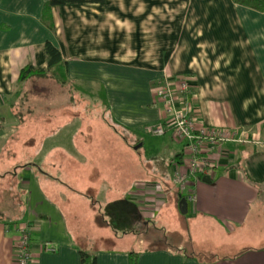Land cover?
Segmentation results:
<instances>
[{
	"label": "crops",
	"instance_id": "1",
	"mask_svg": "<svg viewBox=\"0 0 264 264\" xmlns=\"http://www.w3.org/2000/svg\"><path fill=\"white\" fill-rule=\"evenodd\" d=\"M43 7L44 0H0V141L13 134L23 114L14 110L28 101L19 72L29 64L46 66V41L60 52L65 78L104 89L117 125L158 123L163 111L153 86L163 77L183 78L200 121L245 136L208 151L211 164L196 183L197 200L187 202L207 247L190 240L192 250L184 254L165 247L98 249L91 252L96 264H264V233H254L260 226L264 231V12L232 0H103L46 12ZM63 132L56 141L61 149L72 143L70 132ZM182 152L180 144L173 157L156 164L158 180L138 183L128 191L129 200L141 209L166 200L160 186L185 169ZM24 172L19 183L25 210L18 225L30 226L32 264H80L83 248L51 197L49 174L40 178L32 166ZM12 224L0 217V264H15Z\"/></svg>",
	"mask_w": 264,
	"mask_h": 264
},
{
	"label": "rangeland",
	"instance_id": "2",
	"mask_svg": "<svg viewBox=\"0 0 264 264\" xmlns=\"http://www.w3.org/2000/svg\"><path fill=\"white\" fill-rule=\"evenodd\" d=\"M48 74L23 83L28 101L14 110L23 114L13 134L0 141L1 220L20 222L25 192L19 179L32 166L40 178L49 174L51 197L65 214L72 240L83 249L165 247L184 254L192 250L190 240L197 248L207 247L205 231L196 232L190 211H179L178 193L168 179L160 186L168 196L156 208L141 209L129 200L131 188L158 180L156 164L175 155L180 144L172 134L117 125L101 86L71 81L59 68ZM62 130L70 132L71 147H56ZM262 230L254 233L262 237ZM205 258L200 254V260Z\"/></svg>",
	"mask_w": 264,
	"mask_h": 264
},
{
	"label": "built area",
	"instance_id": "3",
	"mask_svg": "<svg viewBox=\"0 0 264 264\" xmlns=\"http://www.w3.org/2000/svg\"><path fill=\"white\" fill-rule=\"evenodd\" d=\"M153 93L163 116L151 126V131L158 136L170 131L182 145L185 169L173 174L172 183L181 198L194 203L197 200L196 183L211 164L208 151L228 141H245V136L235 129L210 127L200 121L193 112L191 86L186 79L163 77L153 86ZM13 229L16 232L13 245L15 264H32L30 226L15 225Z\"/></svg>",
	"mask_w": 264,
	"mask_h": 264
},
{
	"label": "trees",
	"instance_id": "4",
	"mask_svg": "<svg viewBox=\"0 0 264 264\" xmlns=\"http://www.w3.org/2000/svg\"><path fill=\"white\" fill-rule=\"evenodd\" d=\"M103 0H44L43 10L46 12L48 8L52 6L59 5H69V4H85V3H100ZM235 4L246 6L252 8L259 12H264V0H232ZM45 56H46V66L45 67H34L32 65H26L23 67L18 76V83L24 81H30L34 79L48 78L50 75L48 72L52 68H58L64 66L65 63L61 61L60 52L58 49L50 42L46 41L44 44ZM181 197L178 196V202ZM80 254V264H96L95 254L81 249ZM134 254V253H132ZM131 254V255H132ZM136 257V256H135Z\"/></svg>",
	"mask_w": 264,
	"mask_h": 264
},
{
	"label": "water",
	"instance_id": "5",
	"mask_svg": "<svg viewBox=\"0 0 264 264\" xmlns=\"http://www.w3.org/2000/svg\"><path fill=\"white\" fill-rule=\"evenodd\" d=\"M203 180L204 181H209V179L207 177H203ZM178 208H179V211L182 213V214H185L187 212V201L185 198H181L180 201L178 202Z\"/></svg>",
	"mask_w": 264,
	"mask_h": 264
}]
</instances>
